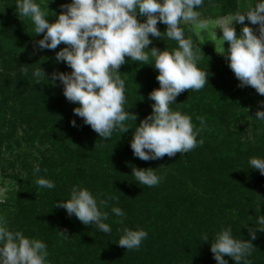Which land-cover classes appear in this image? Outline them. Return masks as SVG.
<instances>
[{
    "label": "trees",
    "instance_id": "1",
    "mask_svg": "<svg viewBox=\"0 0 264 264\" xmlns=\"http://www.w3.org/2000/svg\"><path fill=\"white\" fill-rule=\"evenodd\" d=\"M249 1L246 5L245 0H203L195 10L214 7L221 14L233 15L260 2ZM34 2L54 22L60 5L72 0ZM3 7L0 177L7 175L19 181L15 193L0 200V217L9 231L44 242L49 253L46 264H217L210 248L219 231L231 228L235 239L251 240L248 228L259 227L257 219L264 215V175L249 166L250 158H264V121L255 118L264 96L250 86L248 90L238 87L239 81L224 56L203 44L190 25L181 24L185 38L204 53L197 67L208 69L209 84L200 91L185 90L170 108L190 116L194 128L201 127L197 117L205 119L203 131L196 137L203 145L172 158L145 162L133 155L130 143L134 129L152 112L154 101L148 96L159 88L158 70L125 58L128 62L119 69L125 81L124 108L137 114V120L125 122L130 128L127 133L116 130L110 140H103L74 115L73 109L79 105L66 100L58 80L53 83L44 78L35 84L32 73L39 66L48 77L54 71H72L55 59L65 45L56 50L35 49L42 34L34 36L31 20L18 16L16 0H4ZM138 19L143 22L146 17ZM157 27L164 32L167 26L158 23ZM237 27L240 31L242 25ZM150 39L149 49L172 51L178 47L176 41L163 35L162 39L150 35ZM150 63L154 64L151 57ZM37 166L41 171L34 175ZM133 166L154 169L160 183L154 187L140 185L132 175ZM38 178L53 181L55 188H40L35 183ZM73 187L88 189L98 202L108 200L102 210L109 213L104 222L110 225V233L101 232L95 225H83L75 215L69 217L65 209L54 206L68 200ZM112 196L119 199H109ZM112 207L121 208L124 217L115 216ZM120 219L123 225L117 223ZM123 227L148 233L139 250L118 246L122 235L118 229ZM65 229L67 237L59 232ZM205 234L208 242H203ZM256 234L252 254L240 264H264V232L257 228ZM224 258L228 264H236L231 257Z\"/></svg>",
    "mask_w": 264,
    "mask_h": 264
},
{
    "label": "clouds",
    "instance_id": "2",
    "mask_svg": "<svg viewBox=\"0 0 264 264\" xmlns=\"http://www.w3.org/2000/svg\"><path fill=\"white\" fill-rule=\"evenodd\" d=\"M202 5L203 0H72L60 5L58 15L53 11L57 18L50 22L47 12L34 0H16L18 16L31 20L34 36L42 34L34 48L56 50L61 44L65 45L56 52L55 59L72 69L70 73L54 71L48 77L39 66L32 73L35 84H41L44 78L53 83L58 80L63 85L66 100L79 105L73 109L74 115L82 118L83 123L103 140H110L116 130L121 134L127 133L130 128L125 122L137 120V114L124 108L125 81L119 69L128 62L125 58L153 65L158 70L156 80L159 88L148 96L154 101L152 112L134 129L130 143L133 155L145 162L165 156L172 158L177 153H187L203 145V140L197 141L196 137L203 131L205 119L197 117L201 127L194 128L190 116L170 108L185 90L200 91L209 84L208 69L197 67L204 53L201 48H194L191 39L185 38V29L181 26L182 22L202 26L200 13L195 10ZM138 16L146 19L141 22ZM158 23L166 25V31L161 32ZM237 24L242 25L239 35L235 28ZM217 28L222 31L218 38L222 41V48L217 51L215 47V51L225 57L239 81L237 86H250L264 96V0L246 12L237 11L218 20ZM150 35L159 39L166 36L176 41L178 47L172 51H161L156 47L149 49L152 44ZM225 42L228 43L227 49ZM150 57L154 64L150 63ZM23 71L27 73L26 68ZM259 104L264 108V101ZM260 108L255 118L264 121V110ZM71 125L76 127V121L72 120ZM249 166L264 175V158H250ZM40 171L37 166L33 174ZM132 175L136 182L148 187L157 186L161 181L152 168L133 166ZM35 183L40 188H55L49 179L38 178ZM109 199L119 198L112 196ZM107 205L108 200L100 199L98 202L88 189L73 187L70 198L54 206L65 209L69 217L75 215L83 225H95L107 234L112 231L104 222L109 219V213L102 210ZM111 212L121 218L125 215L119 207H112ZM117 223L123 225L124 220ZM256 223L259 227L248 228L251 240L235 239L231 228L216 234L210 251L217 264H228L225 256L240 264L252 254L257 228L264 232V215L259 216ZM118 231H122L118 246L129 251L139 250L148 236L143 229L123 227ZM59 232L67 237V229ZM202 239L203 242L209 241L206 234ZM48 255L44 242L27 238L20 231H9L6 221L0 220V264H46Z\"/></svg>",
    "mask_w": 264,
    "mask_h": 264
},
{
    "label": "rangeland",
    "instance_id": "3",
    "mask_svg": "<svg viewBox=\"0 0 264 264\" xmlns=\"http://www.w3.org/2000/svg\"><path fill=\"white\" fill-rule=\"evenodd\" d=\"M246 5L250 3L249 0H245ZM4 0H0V10L5 11L3 7ZM200 20L203 22L202 26L200 24H187L190 25L196 34L197 38L205 45L212 47L217 51H220L222 48V41L218 39L222 36V31L217 28V21L220 19L227 18L231 16V14H221L214 7H207L205 11L199 12ZM183 23V22H182ZM237 34L239 35L240 31L237 25H235ZM225 49L228 47V43H224ZM248 90V86H245ZM248 124V133L251 131V126ZM19 186V181L15 178L9 176H1L0 177V200L4 201L7 197L11 196L15 193ZM3 219V216H2ZM0 217V220H2Z\"/></svg>",
    "mask_w": 264,
    "mask_h": 264
}]
</instances>
